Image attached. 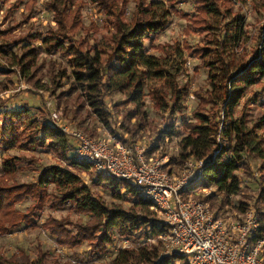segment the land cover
Instances as JSON below:
<instances>
[{"label":"trees","instance_id":"16d2710c","mask_svg":"<svg viewBox=\"0 0 264 264\" xmlns=\"http://www.w3.org/2000/svg\"><path fill=\"white\" fill-rule=\"evenodd\" d=\"M10 0H0V10ZM195 13L181 14L187 19L183 33L188 36H202L203 44L190 47L182 43L183 51L199 60L200 67L206 70L207 87L194 93L197 104L192 111L191 121L184 123L182 130H177L169 123L162 131V137L170 139L180 137L177 143L179 155L176 161L181 164L188 158L204 160L202 177L196 185L186 192L213 187L216 194H211L208 200L218 210L229 204V197L238 195L240 181L238 172L243 169L246 174L250 168L247 160L257 158L259 170L264 171V153L259 144L252 139L254 130L246 126L247 113L252 104L264 105V25L260 26L252 37V45L247 50L245 42L239 43L242 32V19L233 12L234 2L231 0H194ZM23 6L20 14L21 24L28 23L27 32L17 42L16 52L11 59L6 58V52L15 43L0 46V60L10 62V67H16L25 74L30 82L36 70L45 68L50 84L54 89L67 83V88L59 91L57 98L64 103L63 111L73 117L84 115V119L100 122L110 130L111 114L106 110L104 99L112 93L122 94L125 102L134 107L128 111L126 118L145 117L143 99L147 73L155 71V77L167 82L166 92L156 90L153 98L165 109L182 113V104L188 93V85L177 84V79L170 72L160 71L164 63L163 54L173 55L179 52V47H170L167 51L164 45L154 49L161 54L155 56L149 53L147 40H154L166 26L168 11L161 8L154 0L145 2L136 0L132 17L127 26L120 21L126 0H89L92 8L102 14V20L114 22L117 35L112 38L113 47L110 54L103 58L94 42L93 34L98 32L95 23H83L81 11L83 4L79 0H48L45 9L52 13L55 30L49 29L46 34L33 32L30 23L35 12L37 0H14ZM264 10V4L261 5ZM39 42V44H35ZM15 46V45H14ZM238 46L242 51V59L234 57V49ZM5 47V48H4ZM249 52V53H248ZM56 54L62 60L53 61L42 58V54ZM180 54V53H179ZM199 66L196 68L198 69ZM0 61V74L9 73L4 70ZM29 75V76H28ZM73 108V109H72ZM24 116L21 125L31 128L30 141L24 140L27 149L49 151L56 157L60 151V160L49 167L40 170L33 167L36 159L31 158L29 164L16 169L15 164L23 160L20 155H11L0 160V235L17 229L21 225H33L36 213L45 207L60 209L69 206L78 214L86 217L75 222L69 217L56 220L47 218L41 229L48 232L59 246L74 248L86 244L92 256L102 257L108 247L114 243L113 230L119 223L126 225V232H138V241L143 240L142 247L134 250H119L111 264H187L186 259L177 253L160 256L159 246L151 248L145 241L164 231L162 222L149 219L154 214L149 210L151 203L143 199L133 187H127L106 173L90 171L89 166L77 162L68 155L73 149L67 138L47 123L36 126L35 121L28 117V111H10L0 109L3 123L0 125V142L7 144L5 133L16 140L18 135V120ZM9 124H6V120ZM84 120L82 119V122ZM34 126V127H33ZM138 127L129 130L134 136ZM33 128V129H32ZM256 129L264 132V115L258 120ZM132 136V137H133ZM33 162V163H32ZM67 164L66 166L63 165ZM28 170L36 174L30 182H18L16 171ZM95 175L96 181L115 184L121 187L126 196L133 201L128 207L110 208L89 187L84 185L81 174ZM264 174L259 177V190L255 200V212L260 223L258 237H264ZM52 188L49 190V188ZM217 202H213L212 199ZM28 202L21 211L16 205ZM218 204V206L216 205ZM247 204L242 203L237 210L243 212ZM142 215L141 221L138 220ZM151 221V222H150ZM34 226V225H33ZM37 244L39 260L30 263L28 255L23 251L10 258L0 256V264H45ZM55 261V260H54ZM50 260L48 264H56Z\"/></svg>","mask_w":264,"mask_h":264},{"label":"rangeland","instance_id":"374dc122","mask_svg":"<svg viewBox=\"0 0 264 264\" xmlns=\"http://www.w3.org/2000/svg\"><path fill=\"white\" fill-rule=\"evenodd\" d=\"M48 0H37L36 9L30 23H33V32H39L46 34L49 29L55 30V23L53 22V15L51 12L45 9V2ZM83 4L81 11L82 20L84 24L93 22L98 27V32L93 34L94 42L97 44L99 51L103 58L110 54L113 47L112 38L117 35V29L114 22H106L102 20V14H99L96 9L92 8L89 0H79ZM148 2L149 0H144ZM161 8L168 11L166 17V26L163 31L157 34L154 40H147L146 45H149V53L157 56L160 53L159 50L154 48L157 45H164L167 51H172L170 47H179V52L168 55L163 54L164 63L160 71L163 73L170 72L177 79V84L181 85L186 83L188 85V93L185 96L182 104L185 109L182 113L176 111L171 114L169 109H165L161 104L157 103V100L153 98L156 90H161L162 93L166 92L167 82L164 79L159 80L155 77V71L152 70L147 73L148 77L145 81V97L143 104L145 105L144 112L145 117L142 120V116H135L132 118H126L125 114L128 111L133 110L131 103L125 102L126 98L122 94L112 93L105 97L104 102L106 110L111 114L110 130L106 129L100 122L84 119V115L80 114L76 117L72 116L69 112V106L66 112L63 111L64 103L58 100L57 95L59 91H63L67 88V83L64 82L61 88L54 89L50 84L48 75L45 74V68L36 70L34 73L31 71L30 82L27 81L26 75L16 67H10V62L7 60H0L3 64L4 70L10 71L9 73L0 74V109L10 111H28V117L35 121V125L40 123H47L58 130L63 136H65L70 143L72 149L74 148V141L70 137L72 131H79L87 135L90 138H111L124 144L145 152L147 157L157 160L162 166L164 172L173 175V180L178 181L190 175L187 179V186L181 190L182 198L184 200H193L205 204L208 211L221 220H229L231 218H237L245 212L252 213L256 220L258 218L255 212V200L257 192L259 190V177L264 174V171L260 172V164L257 158H250L247 160L250 171L248 174L243 169L238 172L240 181V191L238 195L229 197V204L221 206V209L212 207L213 205L206 200L211 194H216V190L213 187L202 188L191 193L186 191L196 185L200 181L198 172H203L199 167L198 160L190 157L181 164H177L176 161L179 155L178 141L180 137L168 138L162 137L161 131L169 124L173 123L177 130H182L184 123L191 121L192 111L194 110L197 101L194 93L199 90H204L207 86L206 78L207 73L205 69H202L199 65V60L195 57L187 55L182 49V43L186 42L190 47H194L197 44H203L202 36L197 34H191L186 36L183 33V29L187 24V19L182 17L181 14L192 16L194 11V0H154ZM234 2L233 12H237L242 19V32L239 38L240 42H245L247 50L252 45V37L256 35L257 29L264 25V10L261 9V5L264 4V0H231ZM136 0H126L124 9L122 11L120 21L127 26L131 20L132 12L134 11ZM23 6L19 3L10 0L6 5H3L0 10V46H5L8 43H12L20 40L27 32L28 23L21 24L20 14L22 13ZM36 45L39 42L35 43ZM15 45V46H14ZM19 44L15 42L10 51L6 52V58L11 59L12 53H15ZM5 48V47H4ZM234 57L242 59V51L238 46L234 49ZM249 51V50H248ZM180 53V54H179ZM249 53V52H248ZM42 58L59 62L62 59L56 54L47 55L42 54ZM199 66L197 69L196 67ZM29 76V75H28ZM73 109V108H72ZM52 114L56 115V119L52 121ZM264 115V105L260 103L252 104L247 113L246 126L248 129L254 130L253 140L259 144V147L264 153V132L260 129H256L258 120ZM24 116L18 120V135L15 134L14 138L8 137L9 133H5L6 140L5 145L0 142V160L6 156L20 155L23 160L15 164L16 169L21 166L29 164L31 158L36 159L33 163V167L41 169L49 167L56 159L60 158V151L56 153V157L49 151L45 152L39 149H27L24 146V140L30 141L31 128L25 129L21 125V121ZM82 119L84 120L82 122ZM3 123L0 117V125ZM9 120H6V124H9ZM141 123L142 127L137 128L134 136L129 134V130H132ZM33 126V127H34ZM33 129V128H32ZM66 129V132L62 131ZM74 151L72 150L68 155L72 157ZM60 160V159H59ZM202 162H205L202 160ZM63 165L65 162H63ZM205 165V164H204ZM199 169V170H198ZM91 171V170H90ZM18 182H30L36 178V174L32 171L23 170L16 171ZM84 185L89 187L98 197H100L106 205L110 208L117 206L128 207L132 204L133 199L130 196H126L124 190L121 187L115 188V184H108L105 182L96 181L95 175L89 177L88 174H81ZM264 180V178H263ZM52 188L50 187L49 190ZM213 202H217L214 198ZM247 204L246 209L243 212L237 210L241 207V204ZM28 202L17 204V209L23 211ZM218 206V204H216ZM153 212V216L149 219H158L162 222V215L153 209L149 208ZM139 215L138 220L141 221L142 215L137 211ZM75 222L78 219L83 221L86 217L78 214L75 210L69 206H64L60 209H50L45 207L41 212L36 213L33 219V225H21L17 229L10 231L6 234L0 235V256L5 259L10 256L23 251L28 255L29 262H35L39 260V254L37 244H39L40 254L43 255L45 264H48L50 260L56 261V264H111V262L117 256L119 250H134L142 247L143 240L138 241V232H126L124 230L123 223H119L118 227L113 230L114 243L108 247L107 253L100 258L92 256L90 249L84 243L81 246L70 248L68 246H59L54 238L46 231L41 229L42 223L49 217L56 220H60L64 217ZM151 222V221H150ZM258 226L260 223L258 221ZM159 233L156 236L150 237V240L145 241V245L159 246L160 256H169L164 252L165 248L161 240L159 239ZM54 261V262H55ZM127 264H134L128 262ZM174 264H179L175 261Z\"/></svg>","mask_w":264,"mask_h":264},{"label":"built area","instance_id":"2783aa9c","mask_svg":"<svg viewBox=\"0 0 264 264\" xmlns=\"http://www.w3.org/2000/svg\"><path fill=\"white\" fill-rule=\"evenodd\" d=\"M56 118L52 114V121ZM70 137L77 162L135 188L162 215L164 231L158 236L166 255H182L187 264H264V237H258V221L252 213L221 220L205 204L182 198L190 175L174 181L157 160L114 138H90L79 131H72ZM198 162L204 168L205 162ZM198 174L202 177V171Z\"/></svg>","mask_w":264,"mask_h":264}]
</instances>
